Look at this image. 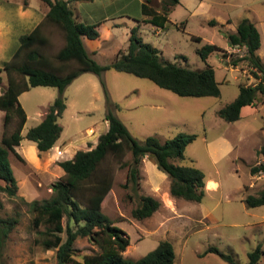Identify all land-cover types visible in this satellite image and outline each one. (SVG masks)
Returning a JSON list of instances; mask_svg holds the SVG:
<instances>
[{
  "label": "rangeland",
  "instance_id": "obj_1",
  "mask_svg": "<svg viewBox=\"0 0 264 264\" xmlns=\"http://www.w3.org/2000/svg\"><path fill=\"white\" fill-rule=\"evenodd\" d=\"M105 1L100 9H91V15L109 16L106 20L113 19L117 24L106 28L102 25L95 39L83 38L93 58L108 63L124 52L130 28L138 23V33L157 47L162 59L192 69L212 66L220 94L180 95L147 77L122 70L106 69L101 74L83 71L64 89L66 107L57 119L62 126L59 143L56 148L38 152L36 145L34 151L26 147L32 140L25 133L41 119L40 112L54 99L58 89L35 85L21 92L19 101L27 117L21 131V145H15V149L22 158L9 151L18 190L11 196L0 191L3 202L0 215H17L18 220L0 246V264H55V249H44L37 241V230L43 226H32L29 201L47 199L52 193V183L64 172L59 161L73 156L77 149L94 146L99 134L105 131V113L109 107L101 78L110 100L119 104L118 107L111 104L112 111L138 138L154 134L164 139L180 131L196 133L195 139L185 147L182 162L193 159L208 178L200 202L176 197L169 191V176L157 167L151 156H144L139 191L157 197L160 206L150 216L136 219L131 209L138 202L137 195L123 186L127 168L119 167L116 159L109 157L114 178L102 201V210L129 236L123 254L138 258L154 248L160 239L167 238L175 250L173 264H231L216 252L204 253L210 245L231 253L240 264H247L249 251L260 243L263 251L256 264H264V203L248 207L243 200L245 195L257 194L264 188V172H250L251 165L264 160V151H261L264 94H257L254 104L244 105L237 119L226 120L217 114V109L237 95L241 83L257 81L246 59L233 63L245 49L231 47L224 32L234 30L240 18L247 17L260 31L258 53L264 62V0H180L168 12L164 26L144 20L147 16L142 12L141 1L145 0ZM160 1L147 2L160 11ZM71 5L76 10L83 5L93 7V2L82 0ZM46 9L41 0H0L1 91L7 85L2 68L4 61L12 59L20 63L24 59L22 52L13 55L19 36L41 21L48 40L36 46L52 59L53 65L61 62L54 57L64 44V32L44 20ZM212 18L217 24L208 22ZM207 42L217 47L204 59L198 49ZM72 66H77V62L70 60L69 67ZM15 76L21 77L17 72ZM3 113L1 109L0 137L15 124L12 120L5 128ZM129 157L127 153L125 159ZM130 191L132 198L127 195ZM98 250L99 246L88 236H79L74 243L73 257L82 259L83 255Z\"/></svg>",
  "mask_w": 264,
  "mask_h": 264
},
{
  "label": "trees",
  "instance_id": "obj_2",
  "mask_svg": "<svg viewBox=\"0 0 264 264\" xmlns=\"http://www.w3.org/2000/svg\"><path fill=\"white\" fill-rule=\"evenodd\" d=\"M41 1L47 6L44 20L59 26L64 32L65 41L54 57L61 62L53 65L52 59L36 46V43H45L48 40L41 21L19 36V43L13 55L22 52L24 59L20 63L12 59L4 61L2 68L7 75V85L0 92V109L4 111V127L6 128L12 120L15 124L11 130L5 129L0 137V191L9 196L15 195L18 190V182L9 161V151L22 158L15 145L19 144L23 137L21 131L27 117L19 101V94L31 86L49 85L58 89L57 95L44 110L41 120L29 127L25 133L26 138L35 142L38 152L49 150L59 138L62 126L57 119L66 107L64 89L83 71L101 74L106 69L122 70L147 77L158 86L180 95L220 94L212 66L192 69L162 59L157 47L143 40L138 33V23L130 28L124 52L108 63L98 62L85 47L83 38L99 37L103 20H79L71 4L80 0ZM147 1L141 2L142 12L147 16L144 20L164 26L168 12L180 0H161L160 11ZM208 22L217 24V20L213 18ZM224 34L231 47L245 49V53L236 57L233 63L246 59L257 79L252 84L241 83L237 95L217 109L218 116L234 120L239 118L244 105L254 104L257 94H264V62L257 52L261 35L257 26L247 17L240 18L235 29L227 30ZM216 47V44L207 42L198 51L202 58L206 59ZM70 60L76 61L77 66L69 67ZM15 72L21 77L17 78ZM101 83L109 107L105 113L108 126L99 134L94 146L77 149L72 157L59 161L64 172L52 183V193L47 199L40 202L29 201L33 212L32 226H43L37 230V241L44 249H55V264H173L175 250L167 238L160 239L154 248L138 258H129L123 254L129 244V236L102 210V201L111 189L114 178L108 158L116 159L119 167L126 166V180L123 186L135 192L138 199L131 209V215L136 219H143L160 206L157 197L139 191L140 165L144 156H151L157 167L169 176V191L172 195L194 202L202 200L206 191L204 171L193 163V159L187 158V162H182L185 160V147L195 139L196 133L180 131L164 139L154 134L138 138L112 111L110 105L118 107L119 104L110 100L102 78ZM263 148L261 151H264ZM127 153L130 157L125 159ZM250 172H264V160L251 165ZM131 191L127 193L130 198L133 196ZM243 200L248 207L263 204L264 188L257 194L245 195ZM2 208L3 202L0 198V210ZM17 220V215H0V246ZM79 236H88L99 246V250L83 255L82 259L74 258V243ZM208 251L218 253L231 264H240L231 253L220 251L215 245L208 246L204 253ZM262 251V245L259 243L255 249L249 251L247 264H256Z\"/></svg>",
  "mask_w": 264,
  "mask_h": 264
},
{
  "label": "crops",
  "instance_id": "obj_3",
  "mask_svg": "<svg viewBox=\"0 0 264 264\" xmlns=\"http://www.w3.org/2000/svg\"><path fill=\"white\" fill-rule=\"evenodd\" d=\"M80 1H82V0H80ZM80 1H77L76 3H78V2H80ZM88 1H91V2H93V7H89V8H87V6H85V5H83V6H79V7H77V9L75 10V14H76V16H77V18L79 19V20H81V21H84V22H95V21H98V20H103V26L106 28V27H108V25H113V24H117V22H115L113 19L110 21V20H106L107 19V17H109V16H106V15H103V14H101L100 16H92L91 15V13H90V10L92 9V10H96V9H100L102 6H104V2H106L105 0H101V1H98V0H88ZM97 2V3H96ZM142 2V1H141ZM107 21H109L110 23L108 24V22ZM259 49V48H258ZM258 52V51H257ZM259 54V53H258ZM0 92H1V90H0ZM243 108V107H242ZM1 110V109H0ZM44 111V110H43ZM42 111V113L40 112V115L41 116H43V114H44V112ZM42 118V117H41ZM41 120V119H40ZM39 120V121H40ZM38 121V122H39ZM105 125H106V128H107V126H108V121H107V119H106V121H105ZM106 130V129H105ZM59 143V139L58 140H56V142H55V144L52 146V147H54V148H56V146H57V144ZM61 143H63V142H61ZM18 145H21V144H17L16 146H18ZM61 145V144H60ZM34 146H35V143H34V141H30V143L26 146L28 149H30V150H32V151H34L35 149H34ZM72 157V156H71ZM70 158V157H69ZM66 159V158H65ZM210 178V177H209ZM208 179V178H207ZM206 179V180H207ZM211 179H213V178H211ZM214 180V179H213ZM214 182H216L215 180H214Z\"/></svg>",
  "mask_w": 264,
  "mask_h": 264
}]
</instances>
